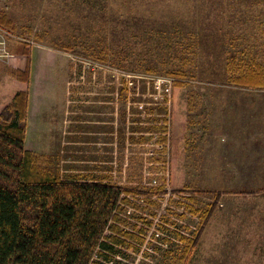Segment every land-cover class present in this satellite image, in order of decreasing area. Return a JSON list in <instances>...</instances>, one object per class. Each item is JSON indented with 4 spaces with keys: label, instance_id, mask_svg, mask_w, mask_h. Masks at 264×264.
<instances>
[{
    "label": "rangeland",
    "instance_id": "rangeland-1",
    "mask_svg": "<svg viewBox=\"0 0 264 264\" xmlns=\"http://www.w3.org/2000/svg\"><path fill=\"white\" fill-rule=\"evenodd\" d=\"M22 45L31 50L26 138L43 164L144 193L118 224L140 236L150 221L148 232L111 264H178L180 237L197 246L179 264H264V87L230 84L228 65L264 67V0H0V103L17 90ZM37 48L55 53L53 87L38 102ZM175 71L186 75L187 131L171 176L163 123ZM229 115L243 122L227 128ZM230 130L238 144L219 145Z\"/></svg>",
    "mask_w": 264,
    "mask_h": 264
},
{
    "label": "trees",
    "instance_id": "trees-1",
    "mask_svg": "<svg viewBox=\"0 0 264 264\" xmlns=\"http://www.w3.org/2000/svg\"><path fill=\"white\" fill-rule=\"evenodd\" d=\"M28 45L17 51L19 78L17 90L0 103V264H104L120 254L122 247L138 250L130 243H142L151 222L141 221L136 236L123 231L119 214L143 191L123 187L111 180L91 176H62L42 162L33 145L27 143L28 80L30 79ZM53 52L36 49L33 76V100L47 99L53 87L49 63ZM234 70L230 84L237 87H264V67L228 63ZM170 110L163 128L171 153V176L178 155L185 148L187 123L178 110L179 94L186 85L182 71L171 72ZM26 138V140H25ZM173 178V177H171ZM158 192L163 193V187ZM215 201L202 212V222L210 217ZM202 225V223H201ZM184 248L178 264L186 261L197 240L180 237Z\"/></svg>",
    "mask_w": 264,
    "mask_h": 264
},
{
    "label": "crops",
    "instance_id": "crops-1",
    "mask_svg": "<svg viewBox=\"0 0 264 264\" xmlns=\"http://www.w3.org/2000/svg\"><path fill=\"white\" fill-rule=\"evenodd\" d=\"M263 103H264V100L262 99V105H263ZM262 116H264V110L262 111ZM229 117V120H228V122H229V124H228V127L227 128H229V127H231V125H236V122L237 123H241V122H243V119H235V118H233L232 117V115H229L228 116ZM263 121H264V119H262ZM234 123V124H233ZM224 126V125H223ZM232 133V130H230L228 133H227V135L226 134H224V135H221V136H223V137H221L217 142H218V144L219 145H222V144H225V143H227V144H230V146L231 147H235V145L236 144H238V141H236L235 140V137H234V135L233 134H231ZM236 135V134H235ZM255 135H257V134H255ZM256 138H259V139H264V126H263V128L259 131V133H258V135L256 136ZM213 142V141H212ZM214 143V142H213ZM232 150H234V149H232ZM220 227V226H219ZM219 230V229H218ZM226 264H228V263H226Z\"/></svg>",
    "mask_w": 264,
    "mask_h": 264
},
{
    "label": "built area",
    "instance_id": "built-area-1",
    "mask_svg": "<svg viewBox=\"0 0 264 264\" xmlns=\"http://www.w3.org/2000/svg\"><path fill=\"white\" fill-rule=\"evenodd\" d=\"M112 261V260H111ZM110 262V261H109ZM112 262H110V264H111Z\"/></svg>",
    "mask_w": 264,
    "mask_h": 264
}]
</instances>
